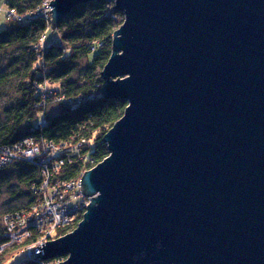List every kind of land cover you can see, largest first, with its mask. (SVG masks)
I'll list each match as a JSON object with an SVG mask.
<instances>
[{"label":"water","instance_id":"obj_1","mask_svg":"<svg viewBox=\"0 0 264 264\" xmlns=\"http://www.w3.org/2000/svg\"><path fill=\"white\" fill-rule=\"evenodd\" d=\"M96 0H51L55 30ZM100 97L127 103L80 178L58 264H264V0H106Z\"/></svg>","mask_w":264,"mask_h":264},{"label":"trees","instance_id":"obj_2","mask_svg":"<svg viewBox=\"0 0 264 264\" xmlns=\"http://www.w3.org/2000/svg\"><path fill=\"white\" fill-rule=\"evenodd\" d=\"M42 1L4 0L7 9L14 11L16 17L7 18L8 26L0 32V53L16 50L27 59L18 77L19 98L0 120V147L14 145L27 136L60 146L64 165L55 178L71 181L79 179L108 156L103 136L122 117L127 106L124 100L104 99L99 93L104 85L101 71L111 54L112 35L121 26L123 16L114 9L113 3L96 0L72 9L52 30L49 16L31 14ZM28 14L31 16L20 19ZM49 30L56 38L47 41ZM95 52L97 54L90 60L89 55ZM79 58L86 60V67L79 79L72 80ZM46 84L53 88L46 89ZM55 97L60 98V111L49 118L46 106ZM15 179L23 184L26 202L1 216L0 246L10 241L4 221L31 213L42 198L39 193L42 175L38 165L13 161L0 170V182ZM83 214L81 206L74 222L56 229L49 238L53 240L73 231ZM28 229L30 237L0 253V264H5L16 253L24 255V248L44 237L33 226L29 225ZM24 257L20 264H54L63 259Z\"/></svg>","mask_w":264,"mask_h":264},{"label":"built area","instance_id":"obj_3","mask_svg":"<svg viewBox=\"0 0 264 264\" xmlns=\"http://www.w3.org/2000/svg\"><path fill=\"white\" fill-rule=\"evenodd\" d=\"M50 1L43 0L40 7L31 14L37 17H50L51 6L48 5ZM31 14L20 17V19L28 18ZM15 17L14 11L7 9V18L14 19ZM62 151V147L44 141L39 142L32 136H27L12 146L0 147V170L13 161H25L38 165L42 175V182L39 186L42 198L33 206L32 212L15 217L13 221L9 219L4 221L10 241L0 246V253L8 246L21 243L23 239L30 237L31 231L28 229L30 225L44 234L41 241L28 245L23 250L26 257L34 256L39 253L37 246L40 247L45 243L56 229L72 224L80 207L82 206L84 210L89 203V199L84 198L80 192L81 177L71 181H62L58 178L56 180L55 177L64 165V159L60 157Z\"/></svg>","mask_w":264,"mask_h":264},{"label":"rangeland","instance_id":"obj_4","mask_svg":"<svg viewBox=\"0 0 264 264\" xmlns=\"http://www.w3.org/2000/svg\"><path fill=\"white\" fill-rule=\"evenodd\" d=\"M0 32L5 30L8 26L7 19V7L5 6L4 0H0ZM35 12V11H34ZM53 37L56 38L51 30H49L46 34V40H52ZM97 54L91 53L89 55V59L92 60L93 56ZM26 57L21 56L19 52L17 53L16 50L8 51L7 53H0V120L4 119L5 111L9 109L19 98V92L17 91V83L19 80V73L21 67L26 63ZM77 70L75 74L72 76V80L79 79L86 67V60L85 59H77ZM23 69V68H22ZM53 88L51 85L46 84V89ZM41 89V88H39ZM60 99L58 98H51L50 102L46 106V114L47 116L53 117L60 111ZM12 146V145H11ZM25 189L23 188V184L19 180H9L6 182H0V230H1V216L6 211L10 210L11 208L20 206L25 204L26 195ZM61 237V236H60ZM59 238V237H58ZM43 239V237H42ZM51 241L48 238L45 242ZM19 243H15L18 245ZM11 249V248H10ZM4 249L3 251H5ZM25 259L22 252L14 254L5 264H20ZM52 259H56L52 258ZM65 258L55 261L54 264H58L64 261Z\"/></svg>","mask_w":264,"mask_h":264}]
</instances>
